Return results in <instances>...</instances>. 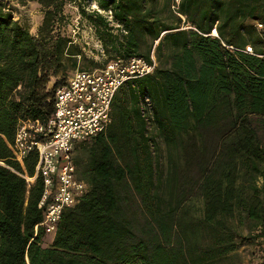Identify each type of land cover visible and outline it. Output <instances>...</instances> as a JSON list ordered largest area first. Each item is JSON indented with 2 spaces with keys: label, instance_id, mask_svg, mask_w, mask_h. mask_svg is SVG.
<instances>
[{
  "label": "trees",
  "instance_id": "1",
  "mask_svg": "<svg viewBox=\"0 0 264 264\" xmlns=\"http://www.w3.org/2000/svg\"><path fill=\"white\" fill-rule=\"evenodd\" d=\"M15 1L38 4L42 21L31 35L0 5V264H233L264 241V0L99 1L125 31L80 10L103 61L65 30L69 0ZM151 51L154 73L120 87L106 130L76 145L88 192L43 247L42 180L27 189L18 175L34 177L37 156L20 165L10 149L18 120L50 116L66 65Z\"/></svg>",
  "mask_w": 264,
  "mask_h": 264
},
{
  "label": "built area",
  "instance_id": "2",
  "mask_svg": "<svg viewBox=\"0 0 264 264\" xmlns=\"http://www.w3.org/2000/svg\"><path fill=\"white\" fill-rule=\"evenodd\" d=\"M78 1L81 3V0H69V3L75 5ZM174 3L177 5L179 0H174ZM86 4L83 1L81 9L101 15L109 27L121 29L125 33L114 21L110 9L104 10L97 5L89 7ZM79 21L80 18L74 19L70 26L72 41L81 44L88 57L105 60L101 41L90 27V45L83 37ZM256 28L261 30L263 27L256 23ZM229 49L253 54L250 46L242 50ZM156 67L152 51L149 60L131 57L123 61L117 58L93 71L77 69L64 84L55 88L53 111L48 118L43 121L28 118L18 120L10 146L13 160L22 165L30 154L35 153L37 156L34 177L18 175L25 179L28 188L38 176L43 185L38 203L43 215L41 222L34 226V236L43 232L45 236L53 238L63 213L76 206L88 192V185L79 179L74 163L76 145L89 142L106 130L111 122L112 102L120 87L153 74ZM148 106V99L145 98L141 108L144 110Z\"/></svg>",
  "mask_w": 264,
  "mask_h": 264
},
{
  "label": "rangeland",
  "instance_id": "3",
  "mask_svg": "<svg viewBox=\"0 0 264 264\" xmlns=\"http://www.w3.org/2000/svg\"><path fill=\"white\" fill-rule=\"evenodd\" d=\"M83 1H86L89 7L91 5H99V0L90 1V0H81V3ZM81 3L76 2L75 5L71 3H66V5L63 8V16L66 20V28L65 30L67 33H70V26L73 23L74 19L80 18L79 25L80 29L83 31L82 34H84L83 39L87 40L90 45L92 44V40L88 37L90 36L89 28L91 27L88 23V21L80 15L81 10ZM0 5H5L7 7H10L13 9V19L15 21H18L24 28H26L31 35H36L38 27L40 26V23L42 21V11L38 4L29 2L26 6H20L15 0H0ZM85 5V7H87ZM101 8V7H100ZM86 13L90 14L86 9L84 10ZM86 35V36H85ZM156 42L154 43V47L156 46ZM152 52V51H151ZM78 61V60H77ZM81 64V60L78 61V65ZM158 65V63H157ZM68 67L67 71L63 76H60V79L63 78L64 80L68 79L72 75V71L69 65H66ZM54 79H51V82L49 83L48 87H50L53 83ZM77 150L74 154L78 158V156H82V153H80ZM199 207V203L196 202V204ZM51 238L48 236H45L42 240V246L48 247L51 245L50 243ZM233 264H264V241L258 240L254 242L253 244H249L246 246L241 247L237 251V255L233 259Z\"/></svg>",
  "mask_w": 264,
  "mask_h": 264
},
{
  "label": "water",
  "instance_id": "4",
  "mask_svg": "<svg viewBox=\"0 0 264 264\" xmlns=\"http://www.w3.org/2000/svg\"><path fill=\"white\" fill-rule=\"evenodd\" d=\"M90 1H95V0H90ZM99 1H105V0H99ZM212 35H213V36H216V32L213 31V32H212Z\"/></svg>",
  "mask_w": 264,
  "mask_h": 264
},
{
  "label": "crops",
  "instance_id": "5",
  "mask_svg": "<svg viewBox=\"0 0 264 264\" xmlns=\"http://www.w3.org/2000/svg\"><path fill=\"white\" fill-rule=\"evenodd\" d=\"M51 87H52V85H51L49 88H51ZM22 165H23V164H22ZM32 184H33V183H32ZM32 184H31V185H32ZM31 185H30V186H31ZM27 189H29V188L27 187ZM50 238H51V237H50ZM52 240H53V238H51L50 243H52Z\"/></svg>",
  "mask_w": 264,
  "mask_h": 264
}]
</instances>
